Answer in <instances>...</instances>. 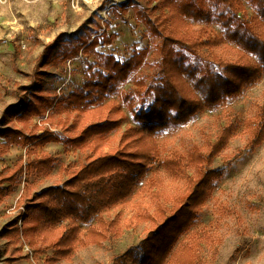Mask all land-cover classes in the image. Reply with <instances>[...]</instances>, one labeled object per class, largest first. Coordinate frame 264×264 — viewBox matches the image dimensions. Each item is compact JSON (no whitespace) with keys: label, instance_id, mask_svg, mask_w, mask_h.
<instances>
[{"label":"rangeland","instance_id":"rangeland-1","mask_svg":"<svg viewBox=\"0 0 264 264\" xmlns=\"http://www.w3.org/2000/svg\"><path fill=\"white\" fill-rule=\"evenodd\" d=\"M159 1L0 0V134L7 131L11 139L16 129L24 134L7 146L0 136V173L32 159H52L48 172L32 167L15 175L12 189L0 202V229L18 215L21 226L24 208L17 199L24 185L33 192L67 186L73 171L97 150L123 146L132 152L144 150L138 145L147 143L151 155L144 161V174L115 205L78 223L81 243L70 260L55 264H140L141 240L164 219L151 216L169 207L198 161L202 172L196 182L206 186L180 213V221L187 223L172 242L171 261L164 263L163 248L155 249L154 261L184 264L183 257L179 262L176 258L190 247L196 264H264V127L260 141L251 143L264 113V17L242 0L244 10L239 12L254 41L245 33L232 40L234 31L227 37L214 18L188 17L191 30L204 29L212 37L210 44L189 53L169 45L168 36L155 34L149 26L148 21L167 10ZM207 6L212 13L220 9L211 2ZM171 47L185 54L180 76L195 106L189 115L188 107L180 111L159 104V109H170L174 124L146 134L134 114L148 111L152 100L149 94L135 95V83L161 81L164 71L177 70L167 57ZM126 63L133 69L111 90L107 76H116ZM248 74L257 76L242 81ZM195 78H205L203 87L195 85ZM206 80L213 81L218 94L214 106L202 99ZM88 127L93 132L86 137ZM215 141L219 148L208 158ZM134 169L129 166L126 172ZM89 228L100 230L105 238L86 243ZM62 229H55L50 240ZM45 244L19 238L17 246L29 257L10 263L13 242L0 236V264H42L53 252Z\"/></svg>","mask_w":264,"mask_h":264},{"label":"trees","instance_id":"trees-1","mask_svg":"<svg viewBox=\"0 0 264 264\" xmlns=\"http://www.w3.org/2000/svg\"><path fill=\"white\" fill-rule=\"evenodd\" d=\"M247 1L254 5L259 14L264 17V0ZM207 2H211L216 8L220 9L212 13L208 9ZM159 4L167 10L166 12L160 13L152 22L149 23L148 21L149 26L155 34L161 32L168 36L169 38L167 40L170 41L169 45L177 44L182 46L184 50L189 53H194L195 47L198 45L207 46L210 44L212 37L204 29L198 31L191 30L186 22L188 17L195 20H210L214 18L223 26L227 37H229L228 34L234 31L233 36L229 37L232 40L237 41V38L244 33L248 39L253 40L249 24L243 19V13L239 12L240 10H244L242 0H160ZM239 28L241 31L237 35L235 32L238 31ZM203 38H206V40H203ZM170 50L172 54L170 55V53H168L167 57L170 56L172 62L178 66L177 70L168 69L164 71L166 73L161 81L153 78L146 84L139 80L135 83L137 88L133 91L134 94L141 97L143 94H149L152 100L148 111L141 109L138 113L134 114V118L139 121L146 134L155 133L157 130L169 124H174V117L170 115V109L168 107H165L164 110L159 109V104L162 106H176L180 111H182V107H188L191 112L189 115L192 114V110L195 106L194 100H191L187 95L186 85L180 76L181 69L183 72L182 66L186 58L185 54L181 53L182 49L175 50L171 47ZM176 53H178L179 56H176ZM262 63L264 64V60ZM134 64L136 66L139 65L137 61H135ZM132 69L133 65L126 63L125 66L120 67L116 76H107V82L112 86L111 90L114 89V85L117 82L124 81V78L127 77L128 72ZM203 71H205L203 72L205 77L210 76L207 75L209 72L208 70ZM259 71V69L255 70V72ZM213 76L221 77L216 74H213ZM256 76L257 75L251 74L245 75L242 81H250ZM203 79L197 80V78H195V85L199 84L203 87L201 83ZM236 80L238 82V79ZM204 84L206 86V91L202 99L209 105L214 106L217 104L218 94H214L213 92V81L206 80ZM232 84L233 82L229 84L230 92L234 90ZM224 85H226V82ZM36 112L39 113V111ZM152 112L153 116H148V114ZM27 113H30V111H27L25 114ZM263 127L264 113L261 115L260 125L251 143L257 144V142L260 141V133ZM83 132L87 135L86 137H88L93 131L92 128L88 127L85 128ZM12 133L15 134L14 139H11L12 135L7 131L3 136L0 134V136L5 138L3 142L4 146H7L11 142H15L18 137L24 136L18 129H16V133ZM35 138L36 137L31 136L29 139L33 140ZM136 139L137 138H133L131 142L133 143ZM138 146H141L144 150L129 152L123 146L111 151L97 150L95 157L86 161L73 171L67 186H47L38 192H33L30 187L24 185L17 199V203H21L24 208L21 226L19 227L16 222L18 221V215L0 229V236L7 238L8 242H13L9 251V257L7 258L8 262L12 263L29 257V253H22L20 246H17L19 238L27 241L31 245L36 242L40 244L46 242L45 248H50L53 252L51 255L44 257L42 264H55L61 259L70 260L76 246L78 243H81L78 223H87L93 216L115 205L125 196L129 187L133 185V182L140 178L146 171V168H144V161L149 158L151 152L149 151L147 143H141ZM217 148H219V146L217 141H215L211 146V151L208 152V158ZM51 162L52 159L50 157L44 156L38 158L37 161H35V159L29 160L26 165L19 163L15 170L10 171L9 169L4 171L6 174L0 173V202L2 197L12 189L15 175L21 174L26 168L32 167L39 172H48L51 168ZM129 166L136 167V169L131 172H126ZM195 167L196 169H194L193 173L187 177L183 190L174 196L169 207L167 209L162 207L157 213L151 216L154 220H156L157 217H164V219L162 224L151 226L147 234L141 240L140 245L144 253L141 257L140 264H164L169 260L171 261L172 242L175 240L176 236L183 231L187 223V219L183 222L180 221V213L186 210L192 197L196 199L202 194L203 190H198L206 186L196 182V179L199 178L202 172L199 161L196 163ZM212 172L213 171H211V173ZM212 174L215 173L213 172ZM4 181H11V183L5 187L2 185ZM63 223H65V226L62 227L61 225ZM51 224L54 226H49ZM175 226L177 227L174 230L173 228ZM58 227L63 228L62 231L59 235H54L53 239L50 240L49 236H51L53 231ZM163 230H167L165 235L162 234ZM88 231L89 237L85 239L86 243H97L105 238L104 233L100 230L97 231L95 228H89ZM159 248H163L161 251L165 252L163 254L164 263L163 260L160 262L154 261L153 253L155 249ZM180 254L176 258L177 262L183 257L184 264H196L192 259L195 257V253L190 247L181 249Z\"/></svg>","mask_w":264,"mask_h":264},{"label":"crops","instance_id":"crops-1","mask_svg":"<svg viewBox=\"0 0 264 264\" xmlns=\"http://www.w3.org/2000/svg\"><path fill=\"white\" fill-rule=\"evenodd\" d=\"M16 262V261H15Z\"/></svg>","mask_w":264,"mask_h":264}]
</instances>
